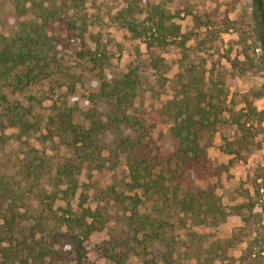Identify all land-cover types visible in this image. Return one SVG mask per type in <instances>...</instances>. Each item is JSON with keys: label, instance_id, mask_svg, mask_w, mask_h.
Masks as SVG:
<instances>
[{"label": "trees", "instance_id": "16d2710c", "mask_svg": "<svg viewBox=\"0 0 264 264\" xmlns=\"http://www.w3.org/2000/svg\"><path fill=\"white\" fill-rule=\"evenodd\" d=\"M5 1L10 4L15 26L7 28L0 16V87L23 90L50 77L59 64L61 49L48 31L52 22L62 19L61 6L55 0H0V7ZM143 1L125 0L112 18L132 39L146 44L150 71L171 83L173 94L162 100L156 117L168 125L173 148L158 144L155 121L136 108L145 67L136 65L115 76L108 71V55L99 53L98 48H82L78 57L95 72L99 94L108 101L110 113L103 119L89 100L86 115L92 127L86 130L74 122L73 108L59 107L50 117V132L67 141L73 158L55 167L35 154L24 157L18 166L6 168L8 161L0 165V264H33L46 259L48 264H64L71 252L77 255L76 264L83 263L85 241L107 221L103 206H84L85 194L81 193L79 211L70 202L80 188L78 175L86 164L91 173L96 169L97 175L90 176L95 184L88 187L95 188L99 202L110 203L116 210L123 207L128 215L121 221L133 230V251L145 257L144 264H193L192 260L185 262L190 258L194 264H222L243 244L242 260L258 257L264 263V224L257 218L252 220L259 216L253 213L254 202L248 204L249 215L243 214L245 203L228 206L223 202L211 180L219 178L225 166L214 164L208 152L220 132L222 151L233 156L231 161L242 160L243 152L255 143L254 123L258 118L264 121V110H258L251 93H243L241 108L226 113L229 89L225 71L213 67L207 80L205 60L195 62L190 55V36L182 33L175 21L177 14L164 7L163 0ZM254 3L259 31L264 26V0ZM259 37L263 50L260 67L264 70V36ZM175 48L184 49L183 57L176 75L166 78L164 74L172 67L163 52ZM242 53L247 59L227 58L234 73L242 74L255 66L244 48ZM63 72L66 78H73L70 71ZM70 90L74 92V86ZM0 102L7 103V97L1 95ZM15 117L16 123L23 124L22 116ZM124 128L130 132L123 133ZM103 129L118 135L114 159L104 158L95 140V132ZM119 159L128 172L127 193L119 192L114 182ZM9 169L13 174L7 173ZM31 194L42 206L36 219L29 213ZM57 199L64 200L66 207L55 210ZM51 215L65 232L51 228ZM235 216L243 217L245 226L224 241L213 240L209 228ZM255 231L257 236L251 237ZM115 262L122 264L123 259L115 257Z\"/></svg>", "mask_w": 264, "mask_h": 264}, {"label": "rangeland", "instance_id": "374dc122", "mask_svg": "<svg viewBox=\"0 0 264 264\" xmlns=\"http://www.w3.org/2000/svg\"><path fill=\"white\" fill-rule=\"evenodd\" d=\"M124 1L55 0L61 6L62 19L52 22L48 33L55 44L60 46L59 64L52 70L50 77L23 90L10 86L0 87V96L5 95L8 100L7 103L0 102V165L8 161L6 168L13 164L18 166L24 157L27 155L33 157L35 154L48 159L55 167L73 158V149L67 141L57 133L50 132V117L59 107L67 105L73 108L74 122L87 130L92 127L86 113L90 106L89 100H93L99 116L106 120L110 113L108 101L99 94L95 72L77 54L86 46L98 48L99 53L108 55L110 60L108 71L112 75L121 76L136 65L145 67V77L141 79L140 98L136 101V108L147 119L155 121L157 127L154 134L158 144L164 145L169 150L173 148L174 143L168 125L156 117L158 114L156 110L162 104V100L173 94L171 83L165 82L163 78H157L154 72L150 71L146 44L141 40L132 39L131 35L112 18L113 14L123 6ZM145 1L147 0L143 2ZM162 3L172 13L177 14L175 21L181 25L182 33L190 36L189 53L195 57V62L205 60L203 70H209L205 78L210 79L213 67L215 70L225 71L223 73L226 87L229 89L225 103L226 113H229L227 110L237 111L241 108L240 94L243 93H251L254 104L259 111H263L264 70L260 67L259 60L263 56V50L259 34L264 36V26L257 30L260 21L254 0H163ZM0 16L4 18L7 28L15 26L14 15L8 1L1 5ZM243 48L252 58L255 66L242 74L238 71L234 73L227 58L229 56L246 58L242 53ZM183 51L184 49L175 48L172 52H163V56L168 59L172 67L170 72L164 74L166 78H172L178 72ZM65 70L73 74L72 79L63 75ZM71 86L75 89L72 93ZM256 94L260 96L256 97ZM15 114L22 116L23 124L15 122ZM254 124L255 143L248 151L243 152L242 160L231 161L233 156L222 151L220 132L215 134L213 145L208 152L214 164L225 166L221 176L211 180L217 184V192L223 202L228 206L245 203L247 206L242 208L245 215L250 213L248 204L254 202L253 213L259 216H255L252 220L257 218L264 224V177H260L264 175V121L261 122L258 118ZM128 132L129 129H123V133ZM117 136L110 129L95 132V140L103 151L104 158L114 159V142ZM118 161L119 166L113 172L114 182L119 192L127 193L128 172L123 160ZM91 170V166L86 164L78 175L80 188L76 195L71 197L70 202L73 208L79 211L80 201H83L81 193L85 194L84 206L92 209L98 205L103 206L107 221L102 230L92 233L85 241L86 250L82 264H117L115 257L123 259L122 264H144L145 257L133 251L136 248L133 230L126 222L121 221L128 217L123 207L116 210L110 203L99 202L95 188L88 187L95 184L91 182L90 176L97 175L96 169L92 173ZM13 172V169L7 171L10 174ZM104 199L108 200V198ZM57 200L54 204L55 210L58 206L66 207L64 200ZM27 203L30 205V215L36 219L42 211L40 202L31 194ZM58 214L61 215L62 211L58 210ZM49 220L52 229L66 231L53 220L52 215ZM244 226L243 217L235 216L228 222L211 226L209 232L213 240L224 241L234 231ZM255 227H258V224ZM256 234V231L253 232L251 237L257 236ZM245 246L243 244L240 249L230 252L229 256L233 257L222 264H230L231 261H235L236 264H264L258 257L242 260ZM76 256V253L71 252L66 260L61 261L64 264H76ZM48 262L49 259H46L33 264H48ZM185 262L194 264V259L190 258Z\"/></svg>", "mask_w": 264, "mask_h": 264}]
</instances>
